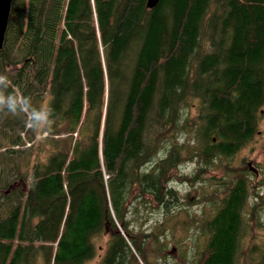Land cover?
Listing matches in <instances>:
<instances>
[{"label":"trees","instance_id":"trees-1","mask_svg":"<svg viewBox=\"0 0 264 264\" xmlns=\"http://www.w3.org/2000/svg\"><path fill=\"white\" fill-rule=\"evenodd\" d=\"M0 74L54 109L42 132L0 112V264H264V175L233 161L264 113V0H13Z\"/></svg>","mask_w":264,"mask_h":264},{"label":"rangeland","instance_id":"rangeland-1","mask_svg":"<svg viewBox=\"0 0 264 264\" xmlns=\"http://www.w3.org/2000/svg\"><path fill=\"white\" fill-rule=\"evenodd\" d=\"M19 67V65L15 66H9V72L10 73H15L17 71V68ZM264 109V106H263ZM190 115L193 116L194 115V110L190 111ZM41 136V135H40ZM44 136V134H43ZM180 139L178 141L179 144L186 143L187 139H188V134L187 133H181L180 135ZM263 143H264V113L262 115V118L259 121L258 127H257V134L256 136L246 145V147H244L240 152H238V154L236 156H234V163L235 164H239L240 161L242 160L245 165H247L248 171L251 173V179H252V183L253 185L257 184V182L261 179V177H263L264 175V169L262 168V161L264 153H263ZM30 145V143H27L25 146ZM160 156H162V154H160ZM252 161V163L250 165H248V162ZM195 161L192 162H183L181 163V165L179 166V173L181 175L187 174V176L189 175H193L195 172V165H194ZM249 167L252 169H249ZM253 170H255L256 172H254ZM218 176L222 174V172L220 170H216L214 171ZM178 174V173H177ZM209 174H205V176H208ZM183 178V177H182ZM172 183V182H171ZM198 181V178L195 179V181H193L192 183L190 182H183L182 180L179 181V179H174L173 183L174 186L178 189V193L179 196L181 198H184L185 195H188L189 199H194V200H198L201 201L202 196H204L202 193L207 192V188L206 186H202L203 183H201ZM207 183V181H206ZM258 189V187H256L255 189H253V192L256 191ZM183 202H186V199H183ZM182 207L187 208L184 204H181ZM210 209V203L209 201H205V202H201V203H196L193 206H191V208H189L190 212H197V214H200L202 211H206ZM192 214V213H191ZM142 216L145 217V213H142ZM160 214L155 213L153 216H150L148 221L145 222V224L143 225V227H150L153 224V221L156 218H160ZM259 236H261L262 231H258L257 232ZM194 236L191 237H187L185 238V236L182 233V229L181 226L177 227L176 229H174V233L171 235L170 237V243H169V249H168V255H172L174 258H179V254H184L186 251L191 252L192 248H193V242L192 240H190V238H192ZM106 241V237H103L101 240L97 241V245L98 246H104ZM178 241H183L186 242V246H183L180 250L177 249V242ZM101 250L98 253V255L96 257H94L92 260L86 262L85 264H99V259H100V254H101ZM167 260L171 261V258H167ZM176 260V259H175Z\"/></svg>","mask_w":264,"mask_h":264},{"label":"clouds","instance_id":"clouds-1","mask_svg":"<svg viewBox=\"0 0 264 264\" xmlns=\"http://www.w3.org/2000/svg\"><path fill=\"white\" fill-rule=\"evenodd\" d=\"M10 81L0 74V112L24 116L26 126L32 131L49 130L54 122V109L49 106L34 107L30 97L19 90L9 91Z\"/></svg>","mask_w":264,"mask_h":264},{"label":"water","instance_id":"water-1","mask_svg":"<svg viewBox=\"0 0 264 264\" xmlns=\"http://www.w3.org/2000/svg\"><path fill=\"white\" fill-rule=\"evenodd\" d=\"M13 0H0V51L3 49L5 34L8 26L10 9ZM159 0H146V7L153 8ZM252 161L248 162L250 165ZM249 169H251L249 167ZM252 170V169H251ZM256 172L255 170H253Z\"/></svg>","mask_w":264,"mask_h":264}]
</instances>
